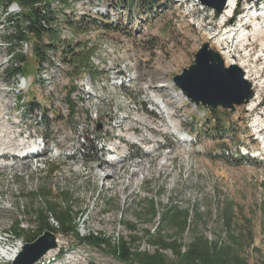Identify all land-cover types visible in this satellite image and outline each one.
Returning <instances> with one entry per match:
<instances>
[{"label": "rangeland", "instance_id": "1", "mask_svg": "<svg viewBox=\"0 0 264 264\" xmlns=\"http://www.w3.org/2000/svg\"><path fill=\"white\" fill-rule=\"evenodd\" d=\"M263 1L251 3L249 0H238L239 7L245 11L257 9L255 14L259 16V22H264V13L259 14L263 12ZM75 2L71 9L74 18L83 12L89 13L90 7V14H93V8L98 7L105 15L109 14L114 27L122 24L125 28L123 32L118 30L120 27L116 31L95 27L71 28L72 43L89 40L97 48L95 59L100 61L101 66L95 70L106 68L107 75H112L118 71L114 69L117 63L121 66L129 61L140 74L139 83L149 78L151 90L155 85L169 87L173 76L189 67L197 50L207 42L209 48L220 54L225 65L228 64L218 51L219 46L230 49L228 54L234 55L230 62L245 59L250 63L252 68L245 77L249 81L250 77L255 79L257 84L253 89L258 97L252 103L254 110L248 103L230 111L220 107L208 109L195 106L180 96L176 89L174 92L167 88L150 91L153 100L157 93L168 107L171 117L168 122L173 123L169 127L157 107L152 105L153 100L146 98V93L138 86L130 85L127 91L115 88L112 99L104 103L92 101V117L86 118L84 111L73 109L74 112H71V102H65L64 93H57L59 98L51 100L45 92L46 106L49 107L46 120L51 133L43 134L53 137L43 138L49 144L47 156L19 158L14 152L21 143L18 142L21 138H15L17 133L14 130L17 128H6L1 134L7 138H0V145H6L8 153L0 159V246L16 250V253L12 258L0 255V264H15L26 240L37 233L32 215L35 210L45 209L49 202L62 207L71 205L79 236L88 232L101 233L115 241L127 234L124 222L135 224L139 231L154 230L158 217L153 220L142 217L143 207L151 201L159 212L168 207L192 212L189 229L182 236V242L188 243L196 234L210 240L223 237L226 241L228 237L222 233L220 216L225 208H231L233 229L243 238L248 237L245 231L253 238L250 243L244 239L241 247L245 264L264 261V224L260 210L264 208V138H252L255 131L252 125L259 119L258 111L261 110L255 106L259 102L264 105V23L256 29L254 24L249 23L244 27L250 34L249 38L237 42L235 39L240 37L241 30H228L235 29L238 20L215 13L199 0H163L151 12L130 15L116 11L109 0ZM20 11L21 8L16 5L7 12L0 6V62L18 46L6 40L12 34L7 18L10 16L8 12ZM62 22V25H69ZM64 34L70 36L66 30ZM105 35L116 43L101 44L96 41ZM219 37L221 45L217 46L215 42ZM226 41L228 44H224ZM33 43L35 38L29 36V53L23 56L24 64L21 66L23 75L32 80L29 90L36 83L38 61L30 52ZM245 51H248V56L243 58ZM5 65L1 62L0 67ZM87 67L91 69L89 65ZM57 80H62V75ZM3 86L9 85L6 83ZM29 93L34 94V90ZM3 97L8 98L10 121L15 122L16 117L22 115L25 125L36 123L37 106L28 111L26 104L13 106V96ZM27 98L33 97L30 95ZM261 112L264 114V109ZM261 121H264V116ZM39 125H44V121ZM179 129L190 132L192 140H178L176 131ZM76 135L82 138H75ZM117 136H120L119 140ZM22 139L24 142L28 140ZM99 139L103 141L99 142ZM107 142H110L108 149L116 146L112 151L117 150L115 153L119 157L117 162L105 166V154L95 151L93 143L99 146ZM238 145L245 148L240 150L243 153L238 151ZM245 150L251 154L259 150L260 154L257 158H247ZM136 163H140L141 170L133 172ZM14 221H18L23 228L20 238L11 231ZM53 224L57 247L34 264H124L103 249H93L73 235L58 233L57 225ZM140 249L153 250L144 243ZM165 254L168 258L173 257L169 252ZM224 264H235V261L230 259Z\"/></svg>", "mask_w": 264, "mask_h": 264}, {"label": "trees", "instance_id": "2", "mask_svg": "<svg viewBox=\"0 0 264 264\" xmlns=\"http://www.w3.org/2000/svg\"><path fill=\"white\" fill-rule=\"evenodd\" d=\"M55 1L66 7L67 0H0L1 9L5 12L8 11L9 6L13 3L21 8V11L18 13H8L10 16L7 20L11 28L10 33L12 34L6 37V40L18 44L20 41L28 39L29 36H33L35 38L34 55L36 59H40L45 48L53 47L58 42L62 21L69 24L70 28L74 26V30L77 28L86 29L88 27H95L105 31L112 29L116 31L119 27L121 29L118 30H125L122 24L114 27V24L110 21L109 14L93 17L89 13H82L77 15L76 18L72 15H65L62 8L58 10L51 8V3ZM109 1L116 11H124L130 15L133 13L145 14L151 12L163 0ZM82 45L85 46L83 43H79L76 46L79 52L75 51V49L71 50V60L69 61L75 69H82L83 66H87V61L92 56V52H89V49L87 52L83 51ZM15 61L22 62L24 58L21 55H15ZM18 71H21L20 67L10 66L7 69V74L9 75ZM67 102L69 103L70 101L67 100ZM26 105L28 111L37 106L32 101L27 102ZM70 108L72 112L74 109L72 104ZM42 111L44 125L40 126L36 124V127L47 135L51 133L49 132V125L46 120L47 110ZM94 149L97 151L95 147ZM260 210L263 215L262 222L264 224V208L261 207ZM159 211L154 202H149L148 206L143 207L142 217L146 220H153L158 217V223L154 230L146 229L139 231L135 224L124 222L123 226L127 234L118 237L115 241L101 233L88 232L85 236H79L71 205L62 207L49 202L45 209L35 210L32 215L37 225V233L32 238L27 239L26 243L35 241L45 232L55 234L56 228H54V222L58 227L56 230L58 233L73 235L75 239L93 249H103V251L105 250L106 253H109L124 264H224L230 259H233L235 264H245L241 247L244 239L250 243L253 238L247 231L244 234L248 235V237L243 238L237 230L233 229L234 216L231 208H225L220 216L222 233L228 237L226 241H223V237L210 240L206 236L196 234L188 243L182 242V236L189 229L192 212L175 210L170 207L163 209L161 212ZM11 231L20 238L23 228L18 221H14L11 225ZM142 243L151 246L153 250H141L140 245ZM166 252L171 253L173 257L168 258L165 254ZM58 256L60 257V255ZM259 264H264V261L262 260Z\"/></svg>", "mask_w": 264, "mask_h": 264}, {"label": "bare ground", "instance_id": "3", "mask_svg": "<svg viewBox=\"0 0 264 264\" xmlns=\"http://www.w3.org/2000/svg\"><path fill=\"white\" fill-rule=\"evenodd\" d=\"M234 1L235 0H227L224 9L221 12V14L224 17L228 16V14L230 12L229 7H230V5L232 6ZM252 2L253 1H251V3ZM75 3H76L75 0H67V4L65 7L63 5H60V3L58 1H55V2L51 3V8L57 9V10L59 8H62L64 10L65 15H71V12H72L71 9L74 7ZM13 5L18 6L17 4L13 3L9 6V8ZM95 5H97V4H95ZM90 6H91V3H90ZM77 7H79V6H77ZM9 8H8V10H9ZM261 9L263 10V12H261L259 14L264 13V6H262ZM256 10L257 9H253L252 10L253 12H251L250 14L252 15L254 12H256ZM88 11L91 12V7ZM90 12H89V14H90ZM92 12H93V14H91V15L93 17H99L102 14L105 15V13H102L98 7H94ZM15 13H18V12H13V13L11 12L10 14H15ZM83 13H87V12H83ZM257 20L258 19L251 20L248 16V19H246V21L243 24L240 22L239 25L242 24L241 28H235V29L231 28L228 31L241 30L240 37L236 38L235 40L237 42L246 40L249 38L250 34L246 33V30L244 29V27L249 25V23L254 24L255 29H256V26H258V25H259V27H261L264 22H259V20L258 21ZM65 30L67 31L68 34H70L71 28L65 24L62 25V27H60V31H59V40H58V42H56V45L53 47L45 48L44 53L42 54L40 59H38V61L36 62L37 63L36 75H35L36 83L33 84V85H35L33 89L29 90L30 85L32 84V80L29 77H25L23 75V72L18 71L16 73L13 72L9 75L7 74V69H9L10 66H15V67L18 66L21 68L22 63L24 61H22V62L15 61V55H21L23 57V50H25V43L20 41L17 44L18 46L15 49V51L8 54V56H6L3 59V61H1V62L6 63V65H5V67L4 66L0 67V70H1V72H0V95H2V97H0V107H1L0 109L5 108L4 110L2 109L3 111H0V138H7L5 135L1 136V134L4 132V130L6 128L10 129L13 126H15L17 128L14 130L17 133V137H15V138H21V140H18V142H21V143L17 147V150H15L14 152H15V155L19 156V158L25 159V158L35 157L38 159V156L43 155V149L45 146L43 138H53L51 136H45L43 134L42 130L37 129V127H36V124L39 125L44 121V116H42V112H43L42 110H45V109L47 110L46 111V118L48 117V110H49L48 108L49 107L47 108V106H46L47 98L45 97L46 100L44 98L45 92L48 93L49 96H47V97L51 100H56L59 98L57 93H55V85H57L56 80L62 75V72L64 71L65 59L67 60V62L69 59H71L70 58L71 57V50L75 49V51L79 52V49H77L76 46L79 43L82 44V42L72 43V41L70 39L72 37V33L70 34V36L69 35L66 36L64 34ZM60 33H63L62 36L60 35ZM60 37H62V38H60ZM220 37L215 42V44L217 46L221 45V38ZM88 39H90V37H88ZM96 41L101 43V44H106L107 42L116 43L113 39L108 40L106 38V35H105V37L103 36L102 39H99ZM83 43L85 45V46L82 45L83 51L85 50L87 52V50L89 49V52H92V54H91L92 56L89 57V59L87 61L88 65L90 66L91 69H88V67H87L88 65L83 66L82 69L81 68L75 69L69 61V66L73 67V76H74L75 84L73 86H70L71 88L69 90V94H65V99H66L65 102H67V100L70 101L71 104L73 105L74 110L76 109L75 111H77V112L84 111L83 114H85V118H86V116L92 117V115H91L92 112L90 109L91 102L94 101L96 104L107 102L108 99H110L112 97V94H114L115 88H119L120 91H124V90L127 91L130 89L128 87L130 85H132L133 87L138 86V88L140 90L142 89L141 91L146 93V98H150L152 100H153V98H152V96L150 97V91H154V90L159 91L163 88H167L170 90L173 89L172 90L173 92L177 90L176 87L174 86V84L172 83V81H169V87H167L165 84L155 85L156 88L154 87V90H151L152 88L150 86V82H149L150 79L149 78H147L149 80L144 79L146 81L143 80V82H142V80H141L139 83L138 79L140 77V74L139 75L137 74L136 66L134 69L133 68L134 64L130 63L129 61H127L128 64L123 63V64H121V66L119 63H117L115 65L114 69H118V71H117V73H114L112 75H107L108 70L106 68L105 69L102 68V70L97 71V70H95V68L98 67L99 65L101 66L100 61L98 59L96 61V59H95V56L97 54V53H95V50L97 48L95 46L93 47L89 40H85V41H83ZM120 43L123 44L124 42L121 41ZM226 43L228 44V41H226L224 44H226ZM28 44H30V43H28ZM28 44H27V53H29L28 52L29 51V45ZM30 47H32V50H30V52L34 55V48H33L34 43L32 45H30ZM118 47H119V45H118ZM219 47L220 48H218L219 49L218 51L226 59V64L230 65V64H234L232 62H236L237 63V64L235 63L236 65L245 69L244 74L246 76V72H249L250 71L249 68H252L250 63H248L247 60H245V59H241V61H236L234 59V60H231L232 62H230V58L234 56L231 54H230L231 55L230 56L228 54V51H230V49H227L225 46H219ZM225 55L226 56L228 55V59L226 58ZM242 56H243V58L244 57L246 58L248 56V51H245L244 53H242ZM34 57H35V55H34ZM1 62H0V65H1ZM7 80H8V82H6ZM247 80H249V79H247ZM250 82L252 83V86H254V85L256 86V84H257L255 82V79L251 78V77H250ZM253 82H254V84H253ZM6 83L9 86L1 87L2 84L6 85ZM164 83H166V82H164ZM136 84H138V85H136ZM33 90H34V94H30L29 91H33ZM5 95L6 96H13V106H18V105L23 106L29 101H32L34 104H36L37 105L36 108L39 109V113L37 114V117L35 118L36 123L31 124L29 126L25 125L24 124L25 120H23L22 115L16 117L17 121H15V122L10 121L11 118L9 117L8 112H7L8 111L7 109L10 107V105L8 102V98L6 97L4 99L3 96H5ZM27 95L28 96L31 95L33 98L28 99ZM180 96H182L184 98V96L182 94H180ZM257 97H258V93L256 91H254V97L252 98V100L250 99V101L248 102L249 104L247 103L250 106V108L253 107L251 110H254V106H252L253 105L252 103L255 101V99H257ZM154 98L155 99L153 100L152 105L157 107L158 113H160L161 118L167 122L169 127H172L173 123L168 122V118H171L169 115L168 109H167L168 107L163 104L162 98H159V94H157V93L154 94ZM34 99H36V101ZM79 100L81 101V103L76 104ZM25 132H27V135H24ZM178 133L179 134H176V137L178 138V140L185 141L186 140L185 139L186 134L184 135V132L182 133L180 131H178ZM130 137H132V136H130ZM22 138H27L30 141V143L28 142V140H26L24 142V140ZM78 138H82V137L79 136ZM98 138H107V137H98ZM113 138H115V137H113ZM179 138H181V139H179ZM26 145H28V147H26ZM7 148L8 147L6 145L5 146L0 145V159H4V157L8 153ZM44 155H46V154H44ZM118 157H119L118 154L110 151L108 154V158L106 159L107 161L106 162L103 161V165L106 166V165H110V164L117 162ZM133 166H134L133 172L141 170L140 163H136ZM162 167H163V165H162ZM57 242H59L58 239H57ZM15 253H16V250L10 251V250L2 248L0 246V255H2V256H5L7 258H12Z\"/></svg>", "mask_w": 264, "mask_h": 264}, {"label": "water", "instance_id": "4", "mask_svg": "<svg viewBox=\"0 0 264 264\" xmlns=\"http://www.w3.org/2000/svg\"><path fill=\"white\" fill-rule=\"evenodd\" d=\"M215 13L223 11L227 0H199ZM256 1V0H249ZM172 82L189 103L205 108L228 109L249 102L254 92L244 71L236 64L225 65L217 51L203 43L194 55L193 63L173 76ZM57 247L54 234L45 232L31 243H25L15 264H34L49 250Z\"/></svg>", "mask_w": 264, "mask_h": 264}, {"label": "built area", "instance_id": "5", "mask_svg": "<svg viewBox=\"0 0 264 264\" xmlns=\"http://www.w3.org/2000/svg\"><path fill=\"white\" fill-rule=\"evenodd\" d=\"M22 42L25 43V50H23V56H26L28 39L22 40ZM74 84L75 82H74V76H73V67H70L69 62H67V60L65 59L64 71L62 72V80H57V85H55V93L69 94V87L73 86ZM75 138H78V135H76Z\"/></svg>", "mask_w": 264, "mask_h": 264}]
</instances>
